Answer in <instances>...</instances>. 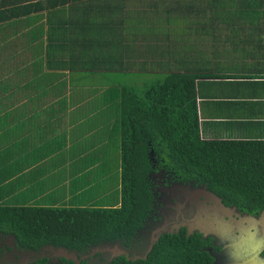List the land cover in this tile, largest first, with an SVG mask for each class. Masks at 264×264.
<instances>
[{
	"label": "trees",
	"instance_id": "obj_1",
	"mask_svg": "<svg viewBox=\"0 0 264 264\" xmlns=\"http://www.w3.org/2000/svg\"><path fill=\"white\" fill-rule=\"evenodd\" d=\"M129 1L0 0V57L9 55L5 48L14 37L17 48L9 58L34 59L35 74L40 69L47 73L114 70L125 56L122 45L135 34L127 28L129 23L159 25L168 18L172 23L185 19L205 39L264 41V0H137L139 5H132L139 14L153 12V20L132 17L138 13L129 10ZM170 7L180 12L177 18L170 16ZM249 49H254L252 44ZM198 78L192 73L169 72L144 93L135 85H126L112 94L108 105L117 113L118 207L0 204V238H14L18 251L39 252L50 246L77 252L80 257L106 243L131 239L146 222L150 203L157 198L152 192L163 181L158 174L173 177L184 186L206 187L224 204L249 214L264 211V143L203 141ZM198 248L195 237L191 243L180 244L163 239L146 260H125L123 264H167L166 257L172 255L169 250L179 259L169 264H204L205 256ZM43 257L39 255L32 264H46ZM80 262L98 264L89 259ZM61 264L76 263L62 260Z\"/></svg>",
	"mask_w": 264,
	"mask_h": 264
},
{
	"label": "crops",
	"instance_id": "obj_2",
	"mask_svg": "<svg viewBox=\"0 0 264 264\" xmlns=\"http://www.w3.org/2000/svg\"><path fill=\"white\" fill-rule=\"evenodd\" d=\"M126 4L138 13L132 7L134 0ZM134 22L127 28L135 34L122 45L125 56L114 70L47 73L40 69L35 74L34 59L22 56L9 58L11 64L0 67V75H5L0 76V204L119 206L115 196L119 158L112 164L106 151L112 133L117 136V113L108 103L117 87L127 84L106 83L112 73L130 77L142 93L169 72L195 74L201 139L264 143V41L205 39L198 41L202 42L198 53L193 45L181 44L176 53L174 38L164 41L159 37L164 34L152 35L164 24ZM251 44L254 49H249ZM114 153L119 156L116 142ZM108 165L117 174L111 186L109 171L104 173ZM109 189L116 191L111 199Z\"/></svg>",
	"mask_w": 264,
	"mask_h": 264
},
{
	"label": "flooded vegetation",
	"instance_id": "obj_3",
	"mask_svg": "<svg viewBox=\"0 0 264 264\" xmlns=\"http://www.w3.org/2000/svg\"><path fill=\"white\" fill-rule=\"evenodd\" d=\"M158 176L163 181H158V186L152 192L157 198L150 203L146 222L141 229L131 239L106 243L105 250L78 256L80 260L89 259L98 264L141 261L146 260L154 245L160 244L163 239L180 244L185 241L191 243V238L195 237L196 245L200 246L199 252L205 256L204 264H264V212L249 214L223 201L224 207L218 206L204 192V187H188L173 177L166 179L165 175ZM197 214L212 223L216 232L201 233L195 226L192 227L189 220ZM1 239L0 264H32L42 254L47 257L42 258L46 264H61L62 260H68L58 252L60 247L54 248V252L47 250L50 246L39 252H24L18 251L12 240ZM168 252L172 255L166 257L167 264L174 261L173 250ZM16 254L19 255L17 258L14 257ZM36 254H39L38 257Z\"/></svg>",
	"mask_w": 264,
	"mask_h": 264
},
{
	"label": "rangeland",
	"instance_id": "obj_4",
	"mask_svg": "<svg viewBox=\"0 0 264 264\" xmlns=\"http://www.w3.org/2000/svg\"><path fill=\"white\" fill-rule=\"evenodd\" d=\"M136 2V5H139V3L137 2V0L135 1ZM138 10V9H136ZM172 10V11H170ZM142 11L144 12V10L142 9ZM145 11H148L147 9H145ZM139 12V11H138ZM149 13L148 14H144V13H141V15L143 16V19L146 20V19H152L153 20V12H151L150 10L148 11ZM169 14L170 16H172L173 19L177 18V16L180 14L179 11L175 10V7H170L169 9ZM127 12L124 14V17L127 18ZM165 18V17H164ZM164 20V27L153 32L152 35L154 36L155 38V34L157 36H159L158 34H164V36H159L160 39L166 41L167 40V37L169 38H174L173 40V49L175 50L176 53H178L176 51V46L178 44H181L183 45V47H191L193 45L194 47V51H196L198 53V51L200 50V44L202 42H198V41H202V40H205V38H202L203 35L202 34H198L196 35L195 32L196 30H192L189 25L187 24V21L183 18H177V20H175L173 23H172V20H170V18H168V20L166 19H163ZM154 23V22H153ZM155 24V23H154ZM11 33V32H10ZM14 37L10 38L9 41H11V46L10 47H7L5 48V51H7V53L9 54L7 57H0V67H2L3 63L4 62H8V64L10 65L11 61H9V57L10 55L13 54L15 48H17L16 46V41L15 40H12ZM2 40V35L0 34V42ZM157 43H160V41H155V44ZM12 46H15V47H12ZM4 51V52H5ZM18 51V50H17ZM180 51V50H179ZM18 56V55H17ZM7 58V60H6ZM0 76H5V75H0ZM106 83L108 84H111V85H117V84H123V83H126L127 85H135V81L134 80H130V77L126 79V77L124 75H121V74H118V73H112L109 75ZM107 111V109H106ZM116 129L114 128V131ZM116 133V132H115ZM110 141H112L111 143H109V146L107 147V153H108V160H110V162L112 164H115L116 165V157L119 158V156H116V154L114 153L113 154V150H114V145H115V142L117 144V136L112 133V136L110 138ZM109 167L105 169L104 173H106L107 171H109V177H108V184H113V182L116 180L117 178V174L115 172H113V168L111 165H108ZM105 186H107V184H105ZM114 188V187H112ZM116 191L113 190L111 192V189H109V199H111L112 197H114V194ZM102 200V199H101ZM31 208H34V207H31ZM64 208V207H62ZM261 212H264V211H261ZM260 213V212H259ZM175 262L176 260H179L177 258H173Z\"/></svg>",
	"mask_w": 264,
	"mask_h": 264
},
{
	"label": "water",
	"instance_id": "obj_5",
	"mask_svg": "<svg viewBox=\"0 0 264 264\" xmlns=\"http://www.w3.org/2000/svg\"><path fill=\"white\" fill-rule=\"evenodd\" d=\"M204 192L209 196L211 201H214L216 203V205L224 207L222 204V199L217 197L215 194L209 192L207 190L206 187H204ZM190 225L193 227L195 226L196 230H199L201 233H209V232H216V228L212 225V223H208L206 218H203V216L201 214H197L195 215L193 218H191L189 220ZM12 241H14V238H11ZM156 240V238L154 239ZM152 245L150 246L149 250H151ZM107 249L106 245L103 246H99V247H95L93 248V252H100L102 250ZM47 250L50 251H55L54 248L50 247ZM58 252L62 253V257L68 259V260H72L74 263L76 264H80V260L78 258V254H73V253H68L67 250L60 248L58 249ZM44 255H41V257H43Z\"/></svg>",
	"mask_w": 264,
	"mask_h": 264
}]
</instances>
